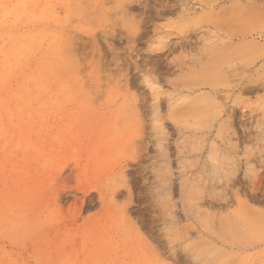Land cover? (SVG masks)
Here are the masks:
<instances>
[{
  "label": "rangeland",
  "instance_id": "1",
  "mask_svg": "<svg viewBox=\"0 0 264 264\" xmlns=\"http://www.w3.org/2000/svg\"><path fill=\"white\" fill-rule=\"evenodd\" d=\"M24 1L0 0V264H264V0H40L58 17L6 20ZM26 34L35 52L6 63ZM157 103L172 179L206 151L239 172L165 185Z\"/></svg>",
  "mask_w": 264,
  "mask_h": 264
},
{
  "label": "bare ground",
  "instance_id": "2",
  "mask_svg": "<svg viewBox=\"0 0 264 264\" xmlns=\"http://www.w3.org/2000/svg\"><path fill=\"white\" fill-rule=\"evenodd\" d=\"M22 1V0H21ZM24 1V0H23ZM40 2V0H30V2H32V3H34L33 4V7H31L32 9L31 10H29V8L30 7H25L24 8V10L23 11H18V9H19V7H16V6H14L13 8H10L6 13H5V19L7 20V19H9V18H11V19H13L12 21H10V22H13V21H15V23H19V22H21L22 20H28V21H30V22H45V21H47L50 17H51V19H53V18H55V16H57V14L56 13H59V11H55V8H54V11L56 12H54V16H52V15H50L49 13L50 12H48V10H47V8H46V6L45 7H43L42 9H38V6L36 5V3L37 2ZM48 1V0H47ZM65 1V3H64V7L66 8V10L68 11H70V14H71V11H72V13H74L73 11L75 10L74 9V7L72 8L71 6L73 5V3L74 2H72V3H70V1H72V0H63V2ZM74 1V0H73ZM77 1V0H76ZM221 1V0H220ZM25 2V1H24ZM117 2H119V1H117ZM120 2L122 3V1L120 0ZM31 3V4H32ZM62 3V2H61ZM70 3V4H69ZM76 3V2H75ZM75 3H74V5H75ZM79 2L77 1V3L76 4H78ZM16 4V3H15ZM23 4V3H22ZM68 4V7H66V5ZM72 4V5H71ZM80 4V3H79ZM80 5H82V3L80 4ZM121 5V4H120ZM24 6V5H23ZM41 7V6H40ZM116 7H118V6H116ZM70 8H72V10L70 9ZM5 9V8H4ZM77 9V8H76ZM20 10V9H19ZM53 10V9H52ZM51 10V12H53ZM194 10V9H193ZM192 10V11H193ZM49 11H50V9H49ZM66 11V12H67ZM69 11H68V14H69ZM189 11H191V10H188V12ZM77 12H79V11H77ZM84 12V11H83ZM80 13V15H85L84 13H81V11L79 12ZM65 14H67V13H65ZM69 14V15H70ZM75 14H76V12H75ZM74 14V15H75ZM50 15V16H49ZM79 15V16H80ZM1 16V15H0ZM60 16V15H59ZM58 17V16H57ZM67 17V16H66ZM65 17V18H66ZM75 18H76V16H75ZM82 18H84V17H82ZM5 19H3V21L5 20ZM11 19H9V20H11ZM79 19H81V16H80V18ZM50 20V19H49ZM68 20V19H67ZM82 20V19H81ZM24 21V22H25ZM28 21H26V23L28 22ZM65 21H66V19H65ZM1 22V21H0ZM41 22V23H42ZM48 22V21H47ZM23 23V22H22ZM58 23H60V22H58ZM12 24V23H11ZM61 24V23H60ZM4 25V24H3ZM6 25H7V23H6ZM7 27V26H6ZM27 31V30H26ZM42 31V30H41ZM7 35V34H6ZM9 35V34H8ZM7 35V36H8ZM44 35V34H43ZM20 36H22V38H24V39H22V41L21 40H19V42H18V44H16V43H14L15 45H14V49L13 50H11V51H9L10 49H9V47H8V53H5V50L7 49H5L4 50V53L7 55L6 56V59H7V61H5L6 63H10V62H12L13 60L14 61H16L17 63L18 62H20V60L21 59H29V57H31L32 56V54H33V52H35V47L37 48V46H34L33 45V43H35V42H33L32 40L31 41H26L27 39V37L29 38V35H25L24 37H23V35H20ZM45 36V35H44ZM48 36V35H47ZM46 36V37H47ZM1 37V36H0ZM5 38H6V36H4ZM33 37V36H32ZM31 37V39H33ZM39 37V36H38ZM40 37H42V36H40ZM2 38V37H1ZM9 38H11V36H9ZM53 38V37H52ZM66 38V37H65ZM64 38V39H65ZM4 39V38H3ZM8 39V38H7ZM17 39V38H16ZM20 39V38H19ZM47 39V38H46ZM45 39V40H46ZM30 40V39H29ZM33 40H35V39H33ZM44 40V39H43ZM67 41V40H66ZM29 42H33L32 44H30ZM51 42H52V40H51ZM54 42V43H53ZM52 43H53V49L56 51V49L58 48V46H59V44H57L58 46L56 47V44H55V41H53ZM57 42V41H56ZM4 43V42H3ZM38 43V42H37ZM37 43H36V45H37ZM40 43H41V41H40ZM49 43V42H48ZM52 43H49L50 45H52ZM67 44V43H66ZM69 44V43H68ZM67 44V45H68ZM1 45V44H0ZM4 45V44H3ZM12 45V44H11ZM38 45H39V43H38ZM42 45V44H41ZM13 46V45H12ZM63 46V45H62ZM49 47V46H48ZM59 47H61V46H59ZM67 47V46H66ZM11 48V47H10ZM68 48V47H67ZM54 51V52H55ZM69 51V50H68ZM3 52V51H2ZM3 53V54H4ZM4 54V55H5ZM55 54V53H54ZM31 55V56H30ZM47 55V54H46ZM53 55V54H52ZM2 57H4L3 55H1ZM61 56V55H60ZM68 56V55H67ZM5 59V58H4ZM5 59V60H6ZM41 59V58H40ZM55 59V58H54ZM70 60V59H69ZM200 60H202V59H200ZM43 61V60H42ZM55 61V60H54ZM4 62V61H3ZM16 62H15V64H16ZM25 62H26V60H25ZM37 62V61H36ZM47 62H49V61H47ZM58 62H59V60H58ZM64 62V61H63ZM5 63V64H6ZM55 63H57V61L55 62ZM3 64V63H2ZM5 64H4V66H5ZM11 64H13V62L11 63ZM38 64H39V62H38ZM42 64V63H41ZM47 64V63H46ZM48 64H50L51 66H52V64L51 63H48ZM53 64H54V62H53ZM238 65H240V64H238L237 63V65L236 66H238ZM4 66H2L3 68H4ZM7 66H10L9 64L7 65ZM6 66V67H7ZM16 67V66H15ZM23 67V66H22ZM188 67V66H187ZM239 67V66H238ZM237 67V68H238ZM241 68V67H240ZM5 69V68H4ZM8 69V68H7ZM12 69V68H11ZM243 69V68H242ZM242 69H240V70H242ZM233 70H235V69H233ZM3 71V70H2ZM237 71H238V69H237ZM2 73V72H1ZM8 73V72H7ZM253 74V73H252ZM3 78V77H2ZM241 80H243V79H241ZM249 82V81H248ZM152 82L150 81V82H148V85H149V89H151V92H152V90H155L156 91V89L154 88L155 87V85H154V83L153 84H151ZM235 83H237V81L235 82ZM234 83V84H235ZM245 83V82H244ZM247 84V86H248V84L249 83H246ZM252 84V83H251ZM250 84V85H251ZM153 85V86H152ZM234 86H240L239 85V82L236 84V85H234ZM242 87H245V85H242ZM241 87V88H242ZM234 88H236V87H234ZM246 88V91L248 92V89L250 90L251 89V91H252V88H247V87H245ZM244 88V89H245ZM237 89V88H236ZM155 91H153L152 93H154V95H159L158 94V91L157 92H155ZM240 91H243L244 92V90H243V88H242V90H240ZM238 92H239V90H238ZM156 93V94H155ZM168 93V92H167ZM173 93V92H172ZM171 93V94H172ZM175 93H176V91H175ZM252 93V92H251ZM163 94H165V93H163ZM154 95H151V96H154ZM176 95H177V93H176ZM161 96V95H160ZM154 98H155V96H154ZM159 98V97H158ZM170 98V97H169ZM218 98V97H217ZM221 98V97H220ZM220 98H218V100L220 99ZM156 99H157V96H156ZM156 99H154V101L153 102H157L158 101V99L156 100ZM173 99V98H172ZM175 99H176V97H175ZM187 99V98H186ZM213 99H215V98H213ZM223 99V98H222ZM218 100H214L213 102H218ZM186 101V100H185ZM220 101V100H219ZM161 102V101H160ZM161 104V103H160ZM168 104V103H167ZM171 104L172 105H170L171 107L173 106L174 108L172 109L170 106H169V110H171L170 111V113H168V114H171V112H172V114L174 115V113L176 114V112H177V109H176V107L175 106H177V105H173V103L171 102ZM219 104V103H218ZM191 105V104H190ZM189 104H188V106H189V108L186 110L187 112V114H191V113H193V112H195L197 109L199 110V108H202V107H199V106H197V108L195 107L194 109H193V104L190 106ZM212 105H215V103L214 104H212ZM216 105H217V103H216ZM154 106V110H153V112H154V117H155V120H152V121H154L155 122V130H156V132H158L157 134V137H159L157 140L159 141L158 142V145L160 146V150L164 147V150H161L162 151V158H163V161L161 162V165H163V168H165L166 169V171H167V173H169L168 175L166 174V173H164L165 174V176H161L162 178H161V180H162V182L165 184V185H174V184H176V185H222V183L220 184V182L218 181L219 179V173L220 174H223V173H225L226 175H230V174H233V175H235L237 172H239V169H240V166H239V164H237V162L236 163H234V167L235 168H232L231 170L229 169V170H225V169H223L221 166L220 167H218V166H214V164L211 166L210 164H209V160H210V156H209V153H210V151H206L205 153H202V155H199L198 157H194L192 160H194L195 158V160H196V162H197V164H196V168L195 169H193V170H191L190 172H186V173H184V171H181V173H179L180 175H177V178H178V180L177 181H175V179H174V181L175 182H177V183H175V182H173V179L171 178V176L172 175H175L173 172H172V169H173V167H171V165L174 163L171 159H172V154L170 155V153H169V148H167V146L166 145H163L164 144V142H168V141H166L167 140V136H169V135H166L165 133H167L166 131H167V129L169 128L168 126H170V124L168 125V126H166V127H168V128H166L164 125H165V123H163V118H162V111L164 110V107H163V109H161V106H162V104H161V106L157 103L156 105H153ZM168 107V106H167ZM181 107V106H180ZM171 108V109H170ZM182 108V107H181ZM191 108H192V111H191V113H190V110H191ZM180 109V108H179ZM190 109V110H189ZM176 110V111H175ZM189 110V111H188ZM194 110V111H193ZM197 110V111H198ZM182 111L183 112H185L183 109H182ZM178 112H181L180 110L178 111ZM177 112V114L176 115H179L180 113H178ZM189 112V113H188ZM196 113V112H195ZM171 114V115H172ZM185 114V113H184ZM180 115H182V114H180ZM206 116V115H205ZM178 117V116H177ZM181 117V116H180ZM217 117V116H216ZM171 118V117H170ZM172 118H174V116H172ZM171 118V119H172ZM175 118H176V116H175ZM175 118H174V120H175ZM219 118V117H218ZM217 118V119H218ZM220 119V118H219ZM218 119V120H219ZM197 120H199V119H197ZM173 121V120H172ZM176 121H177V123L179 122L178 120H177V118H176ZM189 121V120H188ZM180 122H182V121H180ZM184 122V125H186L187 124V122H186V124H185V121H183ZM182 122V123H183ZM174 123V122H173ZM190 123V122H189ZM188 125V124H187ZM190 125V124H189ZM174 127V126H173ZM187 127H189V126H187ZM186 127V128H187ZM221 127V126H220ZM210 128V127H209ZM209 128H207V129H209ZM170 129V128H169ZM168 129V131H170ZM192 129H194V128H192ZM197 129V128H196ZM190 130H191V128H190ZM198 130V129H197ZM193 131V130H192ZM205 130H203V132H204ZM209 131H211L210 129H209ZM209 131H208V133H209ZM169 133V132H168ZM179 133H180V130H179ZM182 134H183V131L181 132ZM206 134V135H203V137H204V144L206 143V142H208V141H212L211 140V138H210V133L209 134ZM169 134H171V133H169ZM173 134V133H172ZM182 134H179L180 136L182 135ZM263 134H264V129H263ZM156 135V134H155ZM186 135H188V134H186ZM189 136H191V135H189ZM196 136V135H195ZM195 136H194V138H195ZM174 137V136H173ZM184 137H186L185 135H184ZM184 137H182L183 139H184ZM199 137V136H198ZM181 138V137H180ZM181 138V140H183ZM201 139V138H200ZM178 140V139H177ZM185 140V139H184ZM237 140V139H236ZM170 142V141H169ZM180 142V141H179ZM163 143V144H162ZM180 143H182V142H180ZM179 143V144H180ZM186 143V142H185ZM213 144H214V142H212ZM178 144V143H177ZM231 144V143H230ZM169 145V144H168ZM205 146H207L206 144H205ZM172 148V147H171ZM176 148V147H175ZM184 148V147H183ZM177 149V148H176ZM179 150H180V147L178 148ZM173 150V149H172ZM171 150V151H172ZM174 151V150H173ZM218 151H221V155H222V150L221 149H219L218 148ZM223 152H224V150H223ZM173 153V152H172ZM184 155V154H183ZM182 155V153L181 152H179V153H177V158H179V164L184 160V161H188V158H184V156ZM191 155V154H190ZM192 156V155H191ZM224 157V156H223ZM222 158V157H221ZM186 159V160H185ZM190 160H191V158H190ZM228 160L229 161H232V163H233V161L235 162L236 160L234 159V157H229L228 158ZM173 162V163H172ZM222 163V162H221ZM231 163V165L233 166V164ZM229 164V163H228ZM237 164V165H236ZM182 165V164H181ZM230 164H229V167L231 166ZM185 166V165H184ZM181 167V166H180ZM182 167H183V165H182ZM159 168V167H158ZM161 168V167H160ZM177 168H179V167H177ZM227 168V167H226ZM231 168V167H230ZM161 170V169H160ZM160 170H158V172L160 171ZM180 170V169H179ZM161 171H163V170H161ZM174 171V170H173ZM256 172V171H255ZM254 172V173H255ZM163 173V172H162ZM257 173V172H256ZM250 174H251V172H250ZM248 176V174L247 173H244V177H247ZM259 176V175H258ZM226 177V176H225ZM176 178V177H175ZM217 178V179H216ZM227 178H228V176H227ZM251 179V178H250ZM255 179H256V177H255ZM158 180H160V179H158ZM232 181V180H231ZM229 182V181H228ZM257 182V181H256ZM160 183V182H159ZM232 183H234V180H233V182ZM224 185H225V183H223ZM228 184V183H227ZM230 184V183H229ZM228 184V185H229ZM169 191H170V189H169ZM187 200V199H186ZM194 201V200H193ZM197 201V200H196ZM195 203V202H194ZM205 203V202H204ZM201 204H202V202H201ZM194 207V206H193ZM201 207V206H200ZM204 207V206H203ZM173 209V208H172ZM202 209V208H201ZM168 211V210H167ZM215 217V216H214ZM207 221V220H206ZM204 223V222H203ZM209 228V227H208ZM7 257V256H6ZM9 260V259H8Z\"/></svg>",
  "mask_w": 264,
  "mask_h": 264
}]
</instances>
